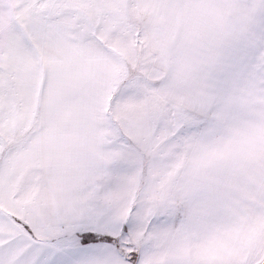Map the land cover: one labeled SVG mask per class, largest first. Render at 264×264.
<instances>
[{
    "label": "snow or ice",
    "instance_id": "6c2138e0",
    "mask_svg": "<svg viewBox=\"0 0 264 264\" xmlns=\"http://www.w3.org/2000/svg\"><path fill=\"white\" fill-rule=\"evenodd\" d=\"M0 264H264V0H0Z\"/></svg>",
    "mask_w": 264,
    "mask_h": 264
}]
</instances>
